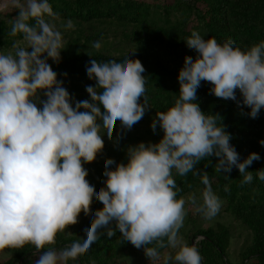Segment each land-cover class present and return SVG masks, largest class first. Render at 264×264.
<instances>
[{"label":"clouds","instance_id":"obj_1","mask_svg":"<svg viewBox=\"0 0 264 264\" xmlns=\"http://www.w3.org/2000/svg\"><path fill=\"white\" fill-rule=\"evenodd\" d=\"M9 11L17 14L8 34L24 43L15 42L14 52L0 51V249L30 243L39 256L34 264H77L79 254L104 231L111 237L119 229L123 239L143 246L153 264H202L201 237L189 244L180 229L189 210L211 220L223 201L208 171L197 165L214 155L215 172L230 173L235 166L245 184L254 179L247 166L261 156L252 151L240 159L220 116L201 109L197 89L202 80L209 81L212 93L247 105L255 118L264 108V40L242 49L231 38L219 42L193 30L185 40L197 55L185 56L174 104L152 120L153 130L159 125L163 136L158 142L129 145L126 163L106 158V179L98 187L86 178L84 164L103 146V134L111 136L115 121L130 129L144 116L149 106L144 65L129 58L135 49L119 59H91L86 65L95 81L86 86L91 99L77 100L49 63L50 58L60 61L62 29L75 28L74 21L58 25L51 0H0V13ZM92 47L99 50L102 41H93ZM259 143L264 145V139ZM189 173L203 186L178 197L174 175ZM256 174L264 180V169ZM224 190L231 191L228 184ZM93 194L103 207H89ZM81 210L93 217L83 234L46 248L58 232L77 222Z\"/></svg>","mask_w":264,"mask_h":264},{"label":"trees","instance_id":"obj_2","mask_svg":"<svg viewBox=\"0 0 264 264\" xmlns=\"http://www.w3.org/2000/svg\"><path fill=\"white\" fill-rule=\"evenodd\" d=\"M51 3L59 14L57 20L65 22L71 18L75 23V28L64 31L65 48L61 50L60 61L57 63L49 59L58 79L75 99H91L86 86L94 85L95 81L89 78L86 65L93 58L119 59L122 52L135 49L129 58H139L145 67L143 74L149 106L144 116L132 126V132L122 129L119 135L116 130L121 124L119 120L115 121L111 136L103 134V146L92 161L84 164L88 169L86 178L98 187L104 186L106 179L103 175L106 158L126 163L129 145L140 141L158 142L163 136L159 125L153 130L152 120L157 111L166 110L174 104L180 89L178 73L185 56L195 58L197 55L185 40L193 30L199 31L205 38L215 37L219 42L231 38L242 49L264 40V0H165L161 3L155 0H51ZM11 17L0 20V51L13 44L15 38H21L8 34ZM96 40L102 41L99 50L92 47V42ZM211 87V82L202 80L197 89L196 100L201 109L220 116V122L231 134L230 143L240 153L241 160L252 151L258 152L261 158L247 166L254 179L245 184H241L242 175L235 166L230 173L225 174L223 170L221 174L215 172L218 158L214 155L202 160L197 167L208 171L213 189L226 202V211L251 231V240L243 246L238 261L231 259L232 235L225 223L197 227L189 234L187 242L191 244L196 237H201L198 247L203 257L202 264H264V180L256 174L257 170L264 169V145L259 143L260 139H264V108L253 118L248 114L250 109L247 105L237 104L231 98L218 97L210 91ZM143 99L140 98L141 102ZM237 99L242 100L238 89ZM145 117L147 124L142 126ZM109 167H115V164ZM174 178L178 197L203 186L199 177L192 173L174 175ZM225 184L229 185L230 192L224 190ZM89 207L101 208L103 203L93 194ZM92 219L81 210L77 222L58 232L55 243L45 247H61L70 243L83 234L84 225L90 224ZM111 226L114 227L115 223ZM5 249L10 255L0 264H18L22 258V264H34V260L39 258L35 246L30 243L22 248ZM137 256H146L143 246L137 248L123 239L117 229L111 237L104 231L88 250L79 254L77 263L118 264L126 257ZM249 260L251 262H247Z\"/></svg>","mask_w":264,"mask_h":264},{"label":"rangeland","instance_id":"obj_3","mask_svg":"<svg viewBox=\"0 0 264 264\" xmlns=\"http://www.w3.org/2000/svg\"><path fill=\"white\" fill-rule=\"evenodd\" d=\"M150 1H152V0H150ZM155 1L161 3V2H164L165 0H155ZM14 13H15V11H13V12L9 11L6 13H0V15H3V17H4L3 19L6 20V19H9L11 17V15H12V17L15 16V15H13ZM12 17H11V19H12ZM62 22H63L62 20H57L58 25ZM69 30L70 29H68V31ZM63 31H66V29H64ZM17 41H19L21 46L24 43L21 38H15V42H17ZM14 43L7 46V47H3L2 51H4L5 53L14 52V50H15L14 49ZM143 119L144 120L142 121V126H144V124H147L146 123L147 117H145ZM123 129H125L124 131H130V132H132L134 130L133 127H131L130 129H127V128H123ZM121 130H122V127H118L116 132H119ZM119 134H120V132H119ZM151 142H153V141H151ZM201 188H202L201 186H197L196 189H194L193 191L199 192V190ZM190 192H192V191H190ZM187 194L185 195V197L187 196ZM222 201H223V204H222V208H221L220 212L218 213V215L216 217L212 218L211 220H205L200 214H194L191 210H189L187 215H186V218H185L184 226L180 229V232H181L183 238L187 241L189 239L188 238L189 234L191 235V233L197 227H206L209 225H215L218 222L225 223L230 227L231 235H232L230 250H229L230 254H231V259L234 261H238L241 259L240 252H241L243 246H245L251 240V231L247 227H245L243 224H241V222L239 220H237L233 215H231L228 211H226V209H225L226 202L223 199H222ZM198 237H200V236H198ZM9 255H10V252L7 249H0V261H3ZM135 259H138V257H135ZM252 261H254V260H252ZM247 262H251V260H249Z\"/></svg>","mask_w":264,"mask_h":264},{"label":"crops","instance_id":"obj_4","mask_svg":"<svg viewBox=\"0 0 264 264\" xmlns=\"http://www.w3.org/2000/svg\"><path fill=\"white\" fill-rule=\"evenodd\" d=\"M165 250L168 249H164L162 250V252ZM137 257L138 259H135V257H126L122 259L118 264H153V261H151L147 256H137Z\"/></svg>","mask_w":264,"mask_h":264},{"label":"water","instance_id":"obj_5","mask_svg":"<svg viewBox=\"0 0 264 264\" xmlns=\"http://www.w3.org/2000/svg\"><path fill=\"white\" fill-rule=\"evenodd\" d=\"M192 242H195V241L193 240ZM23 259H24V258H22V259L18 262V264H22V263H23Z\"/></svg>","mask_w":264,"mask_h":264}]
</instances>
